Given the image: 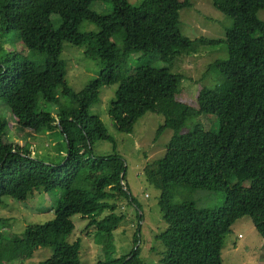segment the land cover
Listing matches in <instances>:
<instances>
[{"label":"trees","instance_id":"16d2710c","mask_svg":"<svg viewBox=\"0 0 264 264\" xmlns=\"http://www.w3.org/2000/svg\"><path fill=\"white\" fill-rule=\"evenodd\" d=\"M211 1L234 23L225 39L201 38V43L225 42L228 59L213 64L220 84L200 92L196 109L181 110V76L172 70L176 58L197 51L180 31V11L190 9L191 0H144L139 7L127 0H0V107L21 130H61L68 146L60 163L46 164L30 148L9 140L8 120L0 118V207L5 198L25 201L39 191L62 194L54 219L27 226L20 238L7 241L3 252L29 258L49 247L53 254L41 264H81V241H67L75 229L72 217L81 215L89 220L87 230L97 229L111 253L113 233L125 219L117 214L119 205L127 200L139 208L125 188L123 158L94 153L95 141L115 140L89 109L100 101L104 87L115 84L119 87L110 114L119 132L132 134L147 113L164 117L158 136L166 129L174 132L158 166L159 207L168 224L156 236L165 248L160 264H224L226 236L246 216L264 240V22L257 17L264 0ZM99 2L112 4V13L92 11ZM84 22L97 24L100 31L81 30ZM10 31L42 58L32 60L25 51L1 56L2 37ZM66 41L101 60L100 76L79 92L66 81L61 59ZM135 54H140L137 62L164 58L170 63L160 69H133L130 59ZM44 104L57 111L51 114L42 109ZM202 115L218 117L220 131L206 130L198 121ZM174 188L222 193L225 202L213 209L178 203ZM140 223L128 254L97 264H142Z\"/></svg>","mask_w":264,"mask_h":264},{"label":"rangeland","instance_id":"374dc122","mask_svg":"<svg viewBox=\"0 0 264 264\" xmlns=\"http://www.w3.org/2000/svg\"><path fill=\"white\" fill-rule=\"evenodd\" d=\"M133 7H139L144 0H127ZM182 1V0H180ZM191 8L180 11V31L190 40V45L197 48L196 54L181 56L175 59L173 73L179 74L178 107L196 109L198 96L203 89L213 88L221 82L219 71L213 67L215 62L228 59V48L225 42L217 45H204L201 38L225 39L227 31L233 27V19L218 12L211 0H191ZM92 11L100 14L112 13V4L95 3ZM264 22V11L257 15ZM55 26H59V19L54 18ZM83 31H100L97 24L84 22L80 24ZM3 51H25L32 60L42 58L40 52L25 48L23 42L13 31L7 32L2 37ZM140 54H135L130 59L131 68L139 66H153L164 68L169 66V60L156 59L152 61L137 62ZM61 59L66 63V81L70 87L79 92L91 81L100 76L102 70L101 60L85 55L84 46H76L66 41L63 43ZM119 84L104 87L101 98L97 104L90 107L89 113L99 116L105 123L115 143L111 141L97 140L94 143V153L98 157H111L115 153L120 155L127 169L125 188L129 190L137 204L127 200L119 205L117 214L125 216L124 221L113 233L111 253L107 252L106 245L101 241L97 229L87 230L89 220L81 215L72 217L75 229L67 237L69 243L81 241V264H97L99 261H108L128 254L134 246V236L139 228V217H143L140 223L141 236L138 245L141 246L142 264H160V258L164 252V245L156 240V236L164 232L168 224L162 218L159 207L160 191L158 189V166L165 157L166 148L171 141L174 132L166 129L158 136V129L164 123L161 115L147 113L136 123L132 134L119 132L110 114L112 100L115 98ZM42 105V104H41ZM42 109L51 114L57 111L54 105L44 104ZM0 118L8 120V138L14 143L31 149L35 158L46 164H58L67 154L68 146L64 141L61 130H21L17 122L8 110L0 107ZM206 130L218 133L220 120L214 115L201 116L198 119ZM190 124L182 130L186 133ZM175 202L191 201L200 208L213 209L223 205L225 195L222 193H209L204 191H184L177 188L172 190ZM62 198L57 191L45 194L42 191L30 195L25 201L5 198L0 207V253H4V264H41L48 259L53 250L49 247H41L32 257L25 258L3 252L8 240L20 238L29 225H40L55 218V208ZM224 264H264V240L257 233L249 217L239 219L226 236L222 249Z\"/></svg>","mask_w":264,"mask_h":264},{"label":"water","instance_id":"95a60500","mask_svg":"<svg viewBox=\"0 0 264 264\" xmlns=\"http://www.w3.org/2000/svg\"><path fill=\"white\" fill-rule=\"evenodd\" d=\"M122 179L124 178V174L122 175V177H121Z\"/></svg>","mask_w":264,"mask_h":264}]
</instances>
